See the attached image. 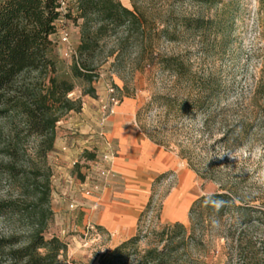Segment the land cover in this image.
<instances>
[{"label": "rangeland", "instance_id": "obj_1", "mask_svg": "<svg viewBox=\"0 0 264 264\" xmlns=\"http://www.w3.org/2000/svg\"><path fill=\"white\" fill-rule=\"evenodd\" d=\"M63 1L64 16L52 39L54 55L58 76L75 82L69 96L77 98L82 85L71 72L75 54L64 53L69 45L60 41V35L63 28L69 31L70 45L77 53L84 19L76 18L78 0ZM119 1L138 15L141 24L129 31L109 28L100 38L94 86L113 85L119 104L131 100L128 124L142 138L184 161L197 175L200 196L231 192L252 216L251 222L235 226H230L228 217L218 220L203 214L191 220L188 216L183 222L186 231L172 237L171 230H163L174 222L160 216L175 185L171 176L155 184L152 203L140 223L141 240L122 264H137L145 250L166 244L178 248V264H264V0ZM69 11L71 17L65 15ZM176 61L184 64L186 74L167 67ZM208 75L220 82V96L204 110L184 108L197 93L192 77ZM91 97L99 100L106 95L96 92ZM14 124L19 126L21 144L12 158L3 149L10 138L11 120L0 118V199L19 200L30 208L48 182L52 213L45 237L55 235L66 242L61 263L100 264L117 246L111 235L85 222L69 199L68 209L59 211L53 151L40 159L34 138L18 121ZM232 127V141L225 143L224 133ZM106 156L97 147L84 150L73 165L74 175L83 179L92 169L107 165ZM27 216L26 211H17L0 217V236L16 234L24 240L31 230Z\"/></svg>", "mask_w": 264, "mask_h": 264}, {"label": "trees", "instance_id": "obj_2", "mask_svg": "<svg viewBox=\"0 0 264 264\" xmlns=\"http://www.w3.org/2000/svg\"><path fill=\"white\" fill-rule=\"evenodd\" d=\"M61 0H0V118L11 120L10 138L4 143L9 157L19 154L20 130L34 138V151L40 159H46L54 150L57 123L69 112L80 111L82 96L96 95V49L99 40L109 28L124 27L130 30L141 24L138 15L119 0H78L81 24V42L71 66L72 76L81 81L82 93L77 98L69 95L75 90V82L58 76V60L54 55L51 35L59 28ZM71 17L70 11L65 14ZM186 25H191L184 20ZM177 73L186 74L184 64L176 61L166 64ZM189 75V73H187ZM197 93L191 96L184 108L204 110L220 96L221 84L213 75L194 78ZM264 119V113L262 114ZM234 128L224 133L223 141L230 143ZM242 131V130H241ZM243 132V131H242ZM38 194L33 206L23 207L19 200L0 199V217L17 211H26L31 230L23 240L20 236H0V262L4 264H62L60 256L67 251V244L58 236L45 237L51 208L48 205V182ZM147 208L139 220L137 234L124 240L105 254L100 264H122L134 253L141 240L139 227ZM203 214L218 220L231 219L230 226L251 222L249 209L237 204L231 192H216L198 197L191 205L189 218ZM261 219H259L260 221ZM180 236L186 228L182 222L164 227ZM178 247V246H177ZM178 248L166 244L161 249L145 250L137 264H178Z\"/></svg>", "mask_w": 264, "mask_h": 264}, {"label": "crops", "instance_id": "obj_3", "mask_svg": "<svg viewBox=\"0 0 264 264\" xmlns=\"http://www.w3.org/2000/svg\"><path fill=\"white\" fill-rule=\"evenodd\" d=\"M95 88L97 95H106L105 88ZM132 110L131 100L126 99L103 124L99 100L85 95L81 110L71 111L59 121L51 154L57 171L59 211L68 209L67 201L71 200L81 210L85 222L95 223L111 235L114 246L137 234L139 220L157 182L175 176V185L161 209L160 216L165 221L183 223L192 203L200 197L194 171L175 153L142 138L128 124ZM94 147L111 156L110 165L117 177L101 184L99 189L91 183L89 193L83 187L86 176L76 177L73 165L84 150Z\"/></svg>", "mask_w": 264, "mask_h": 264}, {"label": "built area", "instance_id": "obj_4", "mask_svg": "<svg viewBox=\"0 0 264 264\" xmlns=\"http://www.w3.org/2000/svg\"><path fill=\"white\" fill-rule=\"evenodd\" d=\"M64 1L61 0V7L58 9L61 12V17L59 22L62 21L64 16ZM54 41V40H53ZM60 41L63 43L68 44L69 46L65 47L64 53L66 55L75 54L76 50L73 46L70 45V34L67 29L61 30ZM107 94L106 97L99 99V111H100V121L101 123H105L108 118L113 113L115 107L119 104V100L115 95L116 88L113 85H107ZM111 156H106L104 159L107 161V165L101 166L100 168L92 169L85 178L83 183V187L88 188L91 183L93 184V188L99 189L101 184H107L111 180H114L117 177L116 172L113 170L112 166L110 165ZM76 163V162H75ZM89 193H91V189H86ZM74 204H71L73 207Z\"/></svg>", "mask_w": 264, "mask_h": 264}]
</instances>
